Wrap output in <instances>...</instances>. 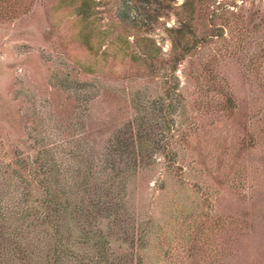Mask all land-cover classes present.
I'll list each match as a JSON object with an SVG mask.
<instances>
[{
    "label": "rangeland",
    "instance_id": "obj_1",
    "mask_svg": "<svg viewBox=\"0 0 264 264\" xmlns=\"http://www.w3.org/2000/svg\"><path fill=\"white\" fill-rule=\"evenodd\" d=\"M91 1L94 54L58 0H0V11L25 7L0 12L1 206L35 204L43 165L69 189L64 179L89 162L91 180H113L134 234L123 243L100 219L108 253L130 264H264V0H198L200 42L173 72L168 28L183 0ZM144 39L160 61L151 68L128 57ZM132 120L163 152L108 172L106 160L130 159L113 144ZM46 238L34 231L38 247ZM92 241L67 243L66 264L91 255Z\"/></svg>",
    "mask_w": 264,
    "mask_h": 264
},
{
    "label": "trees",
    "instance_id": "obj_2",
    "mask_svg": "<svg viewBox=\"0 0 264 264\" xmlns=\"http://www.w3.org/2000/svg\"><path fill=\"white\" fill-rule=\"evenodd\" d=\"M91 2V0H58L57 4L62 8L68 7L69 12H72L82 23L77 30V38L89 53L94 54L92 39L98 35V32H94L90 22L93 14ZM197 2L199 1L183 0L177 25L168 28L170 51L167 55V63L170 65V72H173L200 42L201 38L194 34L192 28ZM24 11L25 7H18L16 10L12 8L0 12L3 17L10 18ZM120 18L126 20L122 12ZM154 51L156 47L151 39H144V43L140 45L139 54H128V57L134 62L147 61L148 67L151 68L155 62H160L156 60ZM222 96L225 102L231 104L228 94ZM144 124V122L132 120L131 123H127L125 130L124 128L121 130L123 133L115 140L113 150H117L119 157L123 155L130 159H110L111 162L106 160L108 172L115 166L122 172L140 167L142 159L136 161L133 157L141 156L145 150L150 152L157 148L158 151L163 152L155 145L152 129ZM162 125L164 121L156 125L159 134L158 128ZM43 166L44 176L38 180L32 178L40 189L35 204L24 209L12 210V208L1 206L0 202V264H66L68 263L66 260L70 257L67 243L73 241L85 243L89 238L93 239L90 246L93 247L92 253L81 256L80 259L74 254L72 259L76 260V264H130L126 254L122 253L118 256L108 253L107 245L105 246L108 241L104 240V232L98 226V221L105 219L108 228L111 225L116 229L114 233L116 239L132 245L134 234L131 229L125 228V225L124 229L122 228L121 215L117 212L121 195L113 192V180L111 182H109L110 179L91 180L90 164L86 162L83 169L76 170L70 176L71 179H64V182L70 181L72 186L65 189V184L61 183V179L56 174L50 177L45 176L51 166ZM13 219L19 222L12 224ZM36 229H40L47 236L45 243L41 245L43 248L38 247L34 241Z\"/></svg>",
    "mask_w": 264,
    "mask_h": 264
}]
</instances>
